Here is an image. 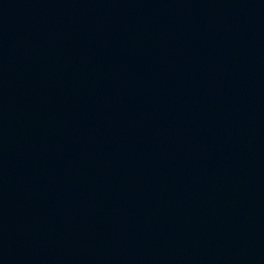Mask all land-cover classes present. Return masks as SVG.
<instances>
[{
  "label": "water",
  "instance_id": "1",
  "mask_svg": "<svg viewBox=\"0 0 264 264\" xmlns=\"http://www.w3.org/2000/svg\"><path fill=\"white\" fill-rule=\"evenodd\" d=\"M0 264H264V0H0Z\"/></svg>",
  "mask_w": 264,
  "mask_h": 264
}]
</instances>
